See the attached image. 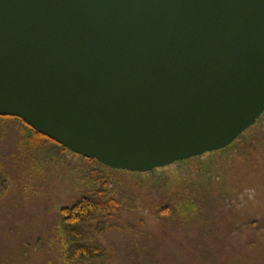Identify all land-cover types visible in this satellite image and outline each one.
<instances>
[{
  "label": "water",
  "instance_id": "obj_1",
  "mask_svg": "<svg viewBox=\"0 0 264 264\" xmlns=\"http://www.w3.org/2000/svg\"><path fill=\"white\" fill-rule=\"evenodd\" d=\"M264 112V0H0V116L149 172Z\"/></svg>",
  "mask_w": 264,
  "mask_h": 264
},
{
  "label": "rangeland",
  "instance_id": "obj_2",
  "mask_svg": "<svg viewBox=\"0 0 264 264\" xmlns=\"http://www.w3.org/2000/svg\"><path fill=\"white\" fill-rule=\"evenodd\" d=\"M255 123L218 155L212 178L193 189L176 179L153 189L134 174L112 173L115 196L128 205L121 225H137L139 235L126 248L130 234H115L119 252L109 264H264V121ZM58 164L56 155L32 145L21 124L0 119V170L11 184L0 201V264H70L53 227L83 168ZM177 194L178 213L157 218V205Z\"/></svg>",
  "mask_w": 264,
  "mask_h": 264
},
{
  "label": "trees",
  "instance_id": "obj_3",
  "mask_svg": "<svg viewBox=\"0 0 264 264\" xmlns=\"http://www.w3.org/2000/svg\"><path fill=\"white\" fill-rule=\"evenodd\" d=\"M0 119H13L26 128L32 138L33 146L47 150V154L52 153L57 156L59 160L57 168L66 163H75L74 166L83 168L81 170L83 176L79 179L73 200L57 208V220L53 227L59 246L70 264H109L119 252V245L112 239L115 234L126 232L130 234L126 237L129 238L126 248L130 247L134 243L133 238L139 235L137 225L129 222L126 226L121 225L122 213L128 205L115 196L116 187L112 173L124 171L134 174L139 177L133 179L136 183L149 188L152 186L153 189L159 188L160 183L172 182L175 179L181 188L193 189L200 178L209 175L212 178L210 167L216 166L218 155L231 145L218 151L192 157L190 161H177L167 167L156 168L149 172H129L113 169L95 159L75 154L33 130L19 118L0 116ZM257 121H264V112ZM253 126L254 124L249 129ZM240 136L236 140H239ZM59 156H63L64 159L61 160ZM204 156H208L209 165L202 160ZM224 167L222 169L225 170ZM144 176L147 179H143ZM10 185L7 173L0 170V201L9 192ZM180 201L181 198L177 194L171 197L169 205H157L156 217L168 219L176 215L178 211L175 205Z\"/></svg>",
  "mask_w": 264,
  "mask_h": 264
}]
</instances>
